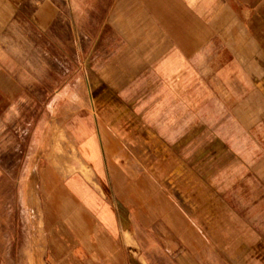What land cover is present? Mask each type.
I'll return each instance as SVG.
<instances>
[{"label": "crops", "instance_id": "obj_1", "mask_svg": "<svg viewBox=\"0 0 264 264\" xmlns=\"http://www.w3.org/2000/svg\"><path fill=\"white\" fill-rule=\"evenodd\" d=\"M101 5L0 0V239L29 236L27 216L19 236L3 217L23 159L14 106L44 79L45 36L61 45L66 17L94 13L117 50L74 135L85 173L37 162L35 264H264V0Z\"/></svg>", "mask_w": 264, "mask_h": 264}, {"label": "rangeland", "instance_id": "obj_2", "mask_svg": "<svg viewBox=\"0 0 264 264\" xmlns=\"http://www.w3.org/2000/svg\"><path fill=\"white\" fill-rule=\"evenodd\" d=\"M77 2L88 10H94L95 7L100 10L103 5L102 0ZM105 17L94 13L77 15L75 23V17L71 15L70 26L66 17V24L64 21L60 30L61 45L53 43L51 35H46L43 40L44 50L38 51L45 57L44 79L39 78V82L30 79L34 80V87L27 96L18 101L16 107L14 106V138L21 143L23 159L21 153L12 159L13 190L7 192V197L12 201V208L11 213L7 209L3 217L7 222H12L14 227L18 224V232L14 231L13 234L19 236L20 221L25 220L27 216L29 236L28 239L24 236L11 240L0 239V264H35L38 258L34 242L36 232L41 228L37 221L38 217L41 219L42 213L36 205L37 195L32 188L38 160L40 159L41 166L45 167L49 162L64 178L76 172L85 173L81 166L83 158L74 141V135L84 132L85 119L97 118L90 91L91 82L98 76L97 72L102 64L117 50L112 32L101 29ZM56 35L55 31V37ZM32 50L36 48H30V51ZM37 86L43 87L45 94H42V89H37ZM58 91H61V94L57 96ZM25 154L29 156L27 160L24 158ZM21 178L28 181L27 193L19 185ZM26 199L27 207L24 206ZM259 202L255 201V206L251 208L253 214L258 216L264 215V205L256 206ZM248 210L249 208L246 211ZM26 244L27 247L23 249L22 246Z\"/></svg>", "mask_w": 264, "mask_h": 264}]
</instances>
